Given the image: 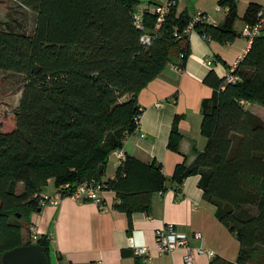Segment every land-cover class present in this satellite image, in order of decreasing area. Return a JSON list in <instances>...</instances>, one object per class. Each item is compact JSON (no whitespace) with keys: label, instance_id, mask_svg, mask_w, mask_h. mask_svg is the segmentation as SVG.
Segmentation results:
<instances>
[{"label":"trees","instance_id":"16d2710c","mask_svg":"<svg viewBox=\"0 0 264 264\" xmlns=\"http://www.w3.org/2000/svg\"><path fill=\"white\" fill-rule=\"evenodd\" d=\"M19 1L37 17L31 33L0 28V70L24 78L18 105L13 111L0 108V264L6 250L21 244L38 242L50 252L46 233L23 240V227L39 208L49 178L56 187L70 183L64 193L88 179L103 181L116 192L114 206L128 214L131 226L133 212L148 210L153 192L197 173L204 197L216 204L217 217L241 245L237 261L209 264L254 258L264 246V117L246 102L264 105V30L238 61L234 72L240 79L228 81L215 69L205 76L214 87L201 122L207 141L190 163L180 161L168 177L156 159L127 154L115 176L104 178L110 154L136 130L139 91L168 62L186 65L191 48L184 29L194 16L171 4L157 27L156 14L150 7L139 9L138 0ZM219 3L229 6L224 19L196 20L194 29L232 42L241 35L235 27L238 0ZM259 4L249 3L246 21L256 19ZM145 33L150 43L142 42ZM179 119L175 116L168 139L176 151Z\"/></svg>","mask_w":264,"mask_h":264},{"label":"crops","instance_id":"0c3cea01","mask_svg":"<svg viewBox=\"0 0 264 264\" xmlns=\"http://www.w3.org/2000/svg\"><path fill=\"white\" fill-rule=\"evenodd\" d=\"M250 2L261 3L263 0H238L243 25ZM194 4L196 10L206 11L209 21L214 23L222 21L227 13L219 0H194ZM184 9L188 10V5L178 11ZM237 29L241 33L242 28ZM188 37L191 51L186 65L179 68L168 62L139 91L141 127L125 138L121 149L110 154L104 178L115 176L118 164L127 154L144 161L156 159L170 177L177 163L183 160L190 163L196 152L204 148L207 141L201 132L204 101L214 93V87L204 78L211 69L220 76L225 75L251 43L242 33L228 43L209 39L196 30ZM208 60H212V64ZM159 101L163 102L162 106L156 105ZM246 103L250 107L254 105ZM251 109L264 117L262 107ZM177 115H180L182 133L180 151L168 147L171 126ZM141 131L145 136H141ZM199 179L197 173L186 176L181 183L168 181L164 191L153 192L148 210L133 212L131 226L128 214L114 206L117 195L110 188L103 192L107 203L105 209L94 201L81 202L67 196L57 204L39 205L31 213L27 225H34L39 233H53L49 252L52 264H95L96 261L102 264H185L184 248L160 253L155 247V230L168 222L191 234L202 232L201 238L191 237V244H202L215 251L214 256L197 254L194 264H209L213 260L235 262L240 253V241L217 217L216 204L204 197ZM55 190L54 178H49L41 192L54 193ZM130 237L137 244L146 242L149 245V257L133 255ZM246 264H264V246H259L254 258Z\"/></svg>","mask_w":264,"mask_h":264},{"label":"built area","instance_id":"2783aa9c","mask_svg":"<svg viewBox=\"0 0 264 264\" xmlns=\"http://www.w3.org/2000/svg\"><path fill=\"white\" fill-rule=\"evenodd\" d=\"M179 0H164L163 3H155L151 10L157 16V24L159 27L161 23L165 20L166 14L169 10V6L171 4L178 3ZM227 12L229 10L228 5H223ZM141 14L136 13L135 19L138 26L142 27ZM209 16L207 12L204 10H197V13L194 15L192 21L188 24V26L184 29L186 34H189L194 29V22L196 20H209ZM264 30V0L259 4V8L257 9L256 19L254 21H246L241 29V33L248 39V42L251 43L254 37L257 34L262 33ZM141 40L143 43L151 42V34L145 33L141 36ZM239 61V60H238ZM237 63L227 72L224 76H226L228 81H235L240 79V75L235 73L234 70ZM209 64H212V60H208ZM178 67V65H176ZM180 68V66H179ZM182 68V67H181ZM245 102V101H244ZM157 106H162L163 102H156ZM136 119V129H140L141 124V112L135 116ZM141 136H145V132L141 131ZM70 186V183H63L59 187H56L54 193H40V201L39 205H45L47 203L57 204L63 197H72L75 200L84 202V201H94L96 202L100 208H107V203L104 197V190L106 189V185L103 181L98 179H88L84 182L79 183L75 189L64 193ZM31 237L33 240H37L41 233L37 231L34 225H30ZM47 237L52 240L53 233H46ZM191 237L201 238L202 232L196 231L191 234L188 231H185L173 222H168L161 227L155 230V247L158 252L164 253L172 251L176 248H184V261L185 264H194L195 257L199 253H207L209 256H214L215 251L213 249L207 248L204 245H193L190 242ZM129 243L133 249V255L135 257L145 256L149 257L150 247L146 242H142L137 244L132 237L129 238ZM95 264H102L100 261H96Z\"/></svg>","mask_w":264,"mask_h":264},{"label":"rangeland","instance_id":"374dc122","mask_svg":"<svg viewBox=\"0 0 264 264\" xmlns=\"http://www.w3.org/2000/svg\"><path fill=\"white\" fill-rule=\"evenodd\" d=\"M163 2L164 0H138L137 7L139 9H143L144 7L152 8L155 3ZM186 5H188L189 13L194 16L197 13L194 0H179L177 6L178 10H181ZM36 17L37 13L19 0H0V28L9 26L16 30L31 33L35 27ZM242 26V19L238 17L235 22V27L242 28ZM23 82L24 78L21 73L0 70V108L11 109V111L14 110L21 97ZM253 103L254 105H252V107H262V112L264 114V105L257 102ZM22 188L23 183L19 182L18 190L20 191ZM30 239V230L26 223L23 227V240L26 242Z\"/></svg>","mask_w":264,"mask_h":264},{"label":"water","instance_id":"95a60500","mask_svg":"<svg viewBox=\"0 0 264 264\" xmlns=\"http://www.w3.org/2000/svg\"><path fill=\"white\" fill-rule=\"evenodd\" d=\"M1 264H52L47 246L33 242L6 250Z\"/></svg>","mask_w":264,"mask_h":264}]
</instances>
